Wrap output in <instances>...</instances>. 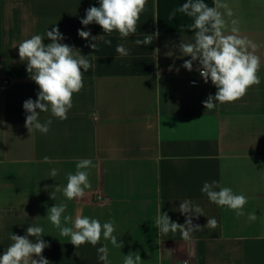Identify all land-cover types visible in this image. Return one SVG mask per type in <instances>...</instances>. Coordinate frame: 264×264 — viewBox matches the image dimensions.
Here are the masks:
<instances>
[{
    "label": "crops",
    "instance_id": "0c3cea01",
    "mask_svg": "<svg viewBox=\"0 0 264 264\" xmlns=\"http://www.w3.org/2000/svg\"><path fill=\"white\" fill-rule=\"evenodd\" d=\"M185 2L147 0L136 33L125 38L116 31L103 33L98 24L80 23L99 0H0V255L13 243L12 233L24 236L29 226H40L41 239L49 244L42 255L49 264H123L130 252L139 254V264H264V0H222L233 12L225 16L226 31L230 20L238 19L241 35L259 45L261 83L212 110L202 102L215 95L216 87L210 80L188 79L198 61L192 71L182 67L191 57L182 56L179 44L192 41L194 32L187 26L193 20L179 12L169 18ZM204 2L214 6V0ZM53 27L65 37L60 42L74 47V56H86L91 67L84 87L73 94L68 118L40 113L41 122L52 119L50 131L29 132L23 103L37 99L39 88L20 61L18 45L37 34L47 45L45 34ZM78 29L100 36L93 41L96 50ZM157 31L151 44H135ZM118 44L129 55L120 56ZM45 156L52 163L43 162ZM81 159L93 162L86 169L91 188L69 201L56 187L66 186ZM52 168L58 170L55 177L49 176ZM212 181L247 197L245 215L208 200L201 188ZM184 200L203 209L204 215L192 221L203 230L188 240L179 231L160 233L158 211L184 224L186 217L178 211ZM61 203L67 205L63 226L73 227L77 215L102 225L111 221L123 247H113L101 234L96 246L76 248L47 219L48 210ZM253 212L254 221L248 219ZM64 216L72 219L65 222ZM208 218L218 221L215 229L205 226ZM104 245L107 261L98 258Z\"/></svg>",
    "mask_w": 264,
    "mask_h": 264
},
{
    "label": "clouds",
    "instance_id": "9594fccd",
    "mask_svg": "<svg viewBox=\"0 0 264 264\" xmlns=\"http://www.w3.org/2000/svg\"><path fill=\"white\" fill-rule=\"evenodd\" d=\"M147 0H99V7L91 6L86 10V15L80 23L87 27L98 24L103 33L111 34L116 31L121 37H129L137 31V22L140 14L145 10ZM224 9V12L220 10ZM183 13L191 18L193 23L187 27L194 32L191 42L181 40L179 51L182 56L191 57L185 60L182 67L188 71L193 70V63L198 61L196 71L203 78L205 83L209 80L216 87L215 95L209 94L203 101L207 110L215 108L217 102L220 104L232 103L243 98L253 85L261 83L258 72L261 67V59L256 55L259 45L243 36L240 33L239 20H230L225 16L232 17L233 12L222 0H214V6H209L204 0H187L170 13L172 19L176 13ZM79 37L89 41L88 47L97 49L99 37L92 36L91 31L78 29ZM45 36L51 41L44 43L45 37L33 35L23 40L18 45V54L21 62L27 65L29 77L38 85L37 99H27L23 103V109L28 115L25 118V127L29 132L37 130L42 134L50 131L52 119L41 122L40 113L50 112L51 117L60 120L68 118V112L72 108V97L79 93L84 87V73L91 67L86 56H74V47L61 43L65 39L58 27L47 31ZM159 36V32L153 35H145L143 40L136 39V45H149ZM106 45L111 46V40H104ZM116 52L120 56L129 55V50L123 44L116 46ZM83 69V71H81ZM43 162L52 163L45 156ZM93 166L90 159H81L76 162V173L69 174L67 184L64 187L57 186L56 191H62L69 200L83 197L85 189L91 188L89 173L86 169ZM58 170L52 168L49 176L55 177ZM219 189V190H217ZM202 193L207 195L210 202L220 207L227 206L235 210L236 215H245L243 209L247 203V197L243 194H235L229 187H222L217 181L205 182L201 188ZM54 199V194H51ZM67 205L61 203L54 205L48 210L47 219L60 231V235L69 237L70 243L76 248L85 243L96 246L103 234L104 240H110L113 247L122 248L123 242L113 235L115 228L113 222L109 221L103 225L98 219L77 215L73 221V227L61 224L62 214L66 211ZM178 211L184 214V224L172 221L168 213L158 211L155 224L162 234L179 231L184 240L191 239V234L201 231L200 225H193V216L204 215L203 209L193 205L192 201L184 200L180 203ZM70 216H64L65 222L71 220ZM249 220H255L256 214L249 213ZM209 228L215 229L218 221L215 218H208ZM204 226V227H205ZM26 235L20 236L11 234L13 243L0 255V264H49V261L42 255L49 247L41 237L43 228L40 226H29ZM34 237L35 240L29 239ZM98 258L101 261L108 259V247L104 245L97 249ZM33 257H38L34 259ZM139 254L130 252L125 256L123 264H139Z\"/></svg>",
    "mask_w": 264,
    "mask_h": 264
},
{
    "label": "built area",
    "instance_id": "2783aa9c",
    "mask_svg": "<svg viewBox=\"0 0 264 264\" xmlns=\"http://www.w3.org/2000/svg\"><path fill=\"white\" fill-rule=\"evenodd\" d=\"M188 79L192 83H199L203 78L199 75V72L196 71L194 74L189 75ZM4 85H6V82H4ZM178 264H192V263L190 261H182Z\"/></svg>",
    "mask_w": 264,
    "mask_h": 264
}]
</instances>
